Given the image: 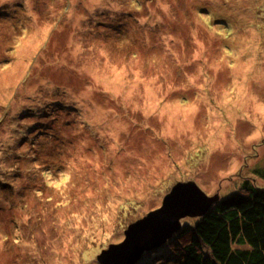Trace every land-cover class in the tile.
Here are the masks:
<instances>
[{"label":"rangeland","instance_id":"374dc122","mask_svg":"<svg viewBox=\"0 0 264 264\" xmlns=\"http://www.w3.org/2000/svg\"><path fill=\"white\" fill-rule=\"evenodd\" d=\"M263 175L264 0H0V264H100L178 182Z\"/></svg>","mask_w":264,"mask_h":264},{"label":"trees","instance_id":"16d2710c","mask_svg":"<svg viewBox=\"0 0 264 264\" xmlns=\"http://www.w3.org/2000/svg\"><path fill=\"white\" fill-rule=\"evenodd\" d=\"M219 24L222 31L229 26ZM252 180L223 198L219 195L204 216L186 221L164 253L170 252L176 264H264V184Z\"/></svg>","mask_w":264,"mask_h":264},{"label":"water","instance_id":"95a60500","mask_svg":"<svg viewBox=\"0 0 264 264\" xmlns=\"http://www.w3.org/2000/svg\"><path fill=\"white\" fill-rule=\"evenodd\" d=\"M219 196H208L195 181L178 182L164 197L162 206L131 224L125 239L99 256L100 264H137L148 251L168 243L182 228V220L202 217Z\"/></svg>","mask_w":264,"mask_h":264}]
</instances>
